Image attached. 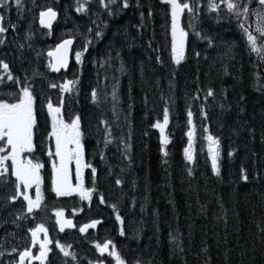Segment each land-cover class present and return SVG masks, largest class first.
Masks as SVG:
<instances>
[{
    "label": "trees",
    "instance_id": "1",
    "mask_svg": "<svg viewBox=\"0 0 264 264\" xmlns=\"http://www.w3.org/2000/svg\"><path fill=\"white\" fill-rule=\"evenodd\" d=\"M180 2L196 11L179 17L187 36L176 64L171 6L163 0H127V8L124 0H104L107 7L100 0H21L19 7L8 1L0 60L11 74L38 76L39 67L30 65L40 64L41 75H50L42 89L53 95L76 81L64 91L63 116L80 118L90 165L83 185L92 195L87 201L72 194L59 205L80 208L74 225L99 223L84 234L52 229L50 240L57 247L67 233L79 241L80 262L95 258V242L111 241L125 264H264V60L250 51L241 21L224 4L211 11L208 0ZM80 4L87 11L78 12ZM44 8L56 13L50 27L38 17ZM255 19L250 14L247 21L253 31ZM15 27L29 29L28 43L14 41ZM66 36L76 40L80 60L72 51L67 70L52 71L47 50ZM165 109L166 145L153 127ZM190 130L191 162L184 155ZM209 135L219 140V176Z\"/></svg>",
    "mask_w": 264,
    "mask_h": 264
},
{
    "label": "snow or ice",
    "instance_id": "2",
    "mask_svg": "<svg viewBox=\"0 0 264 264\" xmlns=\"http://www.w3.org/2000/svg\"><path fill=\"white\" fill-rule=\"evenodd\" d=\"M88 0H84V3H87ZM100 2L107 7V4H104V0ZM109 2H114V0H109ZM164 3L171 6V17H172V52L173 59L176 64H180L184 59V46L185 38L187 33L179 28L178 21L179 17L187 10V12L192 13L196 9L190 6L189 3H181L180 0H163ZM259 5V9H252L249 7L247 2L241 3L240 0H220L219 3L216 0H208V7L211 11H216L220 8L221 4H224L228 13L234 15L241 22L239 27L243 34L246 37L247 44L249 45L250 51L257 54V56L264 60V0H256ZM8 0H0V8L6 7ZM15 4L19 7L21 5V0H15ZM129 5L127 0H124L123 7L127 8ZM78 12H85L87 9L84 4H80L77 8ZM254 16L255 27L254 31L250 30V27L247 24L249 15ZM41 23H45V18H47L48 26L50 27V21L56 17V13L51 9H48L46 12L40 13ZM5 17L0 15V34L8 31L6 27L3 26V21ZM14 27V26H13ZM97 35H100L97 33ZM0 43H3L0 40ZM72 44V40H66L58 48L66 49L67 45ZM87 51V49H85ZM52 55V53H49ZM77 60H80V54H77ZM67 64L66 57L60 56L57 59V66L53 68L54 71H59L60 67H65ZM0 69L6 74L8 80H14L16 83H19L18 78H14L10 72L9 65L4 61L0 60ZM2 79V78H0ZM76 81H68L59 87L65 91H71L70 86H74ZM55 88L57 85H50ZM208 96L214 95V93L209 90L207 93ZM93 99L96 98V93H92ZM35 98L32 94V91L29 86H24L21 89L20 94L16 98V102L9 103L5 100H0V141L4 142L5 146H0V153H7L6 155H0V177H7L9 168H11V173L16 178V193L11 197L12 201H15L19 198L20 195L23 196V199L27 201V211L32 213L34 209H39L41 206L42 195L40 191L41 177L40 169L43 167L40 163H34L32 159L22 158L24 153H31L34 151V128L36 126V117L34 110ZM49 113L52 116V131L51 136L55 138V156L59 158V165L53 162V191L57 196H70L74 192H78L81 200L91 199L92 190H86L83 186L82 178V168L90 167L83 163V145H82V132L80 127V118L79 116L75 117L70 123L65 122L61 117V107H54L51 102L47 105ZM188 124H193V113L189 111L187 113ZM169 123V113L165 109L163 113V122H157L153 127L158 128L162 137V144H167L168 138L164 135L165 126ZM194 136V130L188 132L189 142L188 147L184 150L185 158L191 162L193 161V151H192V138ZM209 142V152L212 155V168L214 173L219 176L220 169L218 166L219 158V140L209 135L207 137ZM72 146V147H70ZM10 149V151H9ZM49 156H52L53 153L49 151ZM165 155L167 153L165 152ZM11 161V165H7L6 161ZM75 160L76 163V180L77 184L74 186L69 179V164ZM96 169L92 168V173L95 175ZM244 180H247V176L242 177ZM117 184H120L121 181L117 180ZM21 185L25 189L24 192H21ZM35 185L36 196L35 199L30 197L26 190ZM104 200L101 197V203ZM56 217L62 218L64 216L63 211H57L55 213ZM119 220L120 217L117 216ZM57 223L60 225V231H64L65 228L74 227L71 220L61 221L57 220ZM99 221H93L92 223L86 224L79 229L81 233L86 232L90 228H95ZM32 236V245L35 246L39 243V255L34 256L31 249H25L23 252L19 253V264H25V260H39L41 264H44L47 259L48 253L51 249L48 245L51 241L47 240V229L43 224L38 225L35 228L29 229ZM43 232L45 234V240L39 241L38 234ZM121 231V235H123ZM57 247L60 252L63 253L64 257H71L72 260L76 259V256L73 252H70L68 249L71 245H62L57 243ZM95 247L99 250L101 255L107 253L109 256L115 258L116 264H125V261L115 250V246L112 245L111 241L104 243L103 245L96 244ZM111 247V251H109ZM15 251V249L13 250ZM103 264V262H99Z\"/></svg>",
    "mask_w": 264,
    "mask_h": 264
},
{
    "label": "rangeland",
    "instance_id": "3",
    "mask_svg": "<svg viewBox=\"0 0 264 264\" xmlns=\"http://www.w3.org/2000/svg\"><path fill=\"white\" fill-rule=\"evenodd\" d=\"M6 9L9 10V4H7V6L4 8H0V15H3L5 17L3 21L4 27L6 25ZM255 9L258 10L259 5ZM75 22L76 23L74 25L76 27H80V22ZM18 29L19 27L14 28V30H16L13 36L14 41L23 39L28 43V40L25 37L28 34L29 29L26 28L22 31H18ZM74 41L75 46L73 48V55L76 58L78 53L81 55V50L79 49V46L77 47L75 39ZM80 44L82 45V43ZM83 45L85 46L87 44L85 43ZM33 51L34 54L40 53V50L38 48H35ZM45 59L47 61V58ZM46 63L49 68V62ZM30 66L39 67V69H36V71H39L38 76H33V70H31V73L26 70L24 75H20V71H15L13 77L18 78L19 83H16L14 80H8L6 74L3 72L2 69H0V78H2L0 79V100H5L9 103L16 102V98L20 94V92L17 91V87L23 84H26L30 87L32 94L35 98L34 110L36 117V126L34 128L33 140L34 151L31 153H24L22 158L32 159L34 163H40L43 165V167L40 169V191L42 195V201L39 209H34L32 213H28L27 201L23 199L22 195H20L19 198L15 201L11 200V197L13 195H17L15 188L16 178L12 175L11 168H9V172L6 178L0 177V264H19V253L23 252L25 249H31L34 256L39 255V243H37L35 246L32 245V236L29 229L35 228L38 225L43 224L44 227L47 229L48 240L49 236H51L52 229L54 231L57 230L58 232H60L58 229L59 224L57 223L58 219L61 220L62 218H66L68 220V218H72L74 221L73 214L80 211V208H70L65 205H59L60 202L68 201L69 198L67 196H57L56 193L52 190V182L54 179V171L52 165L53 162H55L58 166L59 158L55 156V138L51 136L52 116L49 113L47 105L49 102H51L54 107H61L60 115L65 122L70 123L77 116H73L69 119L64 118V110L62 107V103L65 98L64 91L53 95L50 90H43L42 84L50 75H41L40 64H31ZM26 85H23V87ZM113 93L114 90L111 89V94ZM0 146H5L4 142L0 141ZM49 151L53 153L52 156L48 155ZM6 154V152L0 153V155ZM30 154H32V157L30 156ZM207 156H210V153L208 151ZM5 163L9 166L11 165L10 160L6 161ZM83 163L88 165L84 157ZM86 168L87 167L82 168V175ZM70 180L75 186L77 184L76 174H74L73 177H70ZM83 180H86L85 176L83 177ZM20 191H25L23 185H21ZM26 192L30 197H32V199H35V185L27 189ZM74 193L79 196L78 192ZM43 208L44 211H41ZM57 211H63L64 216L62 218L56 217L55 213ZM34 214H36L37 217L36 221ZM27 219H29L30 222L26 221ZM86 224H89L88 221H86ZM86 224L76 223L74 229H77L79 231V229ZM66 229L67 228H65V230ZM62 235L64 237H60L61 240H58V243L66 246L71 245L68 250L75 254L76 259L72 260L71 257H64L63 253L60 252L59 248L55 247V249L53 250L49 244L48 247L51 249V251L48 253L47 256L48 264H50L49 260H52L51 264H99V262L101 261L103 262V264H116L115 258L113 256H109L107 253L101 255L99 250L93 253L92 257L95 258L87 257L85 261L80 262L75 253V250L80 248L79 241L72 240L70 236L66 237L67 233H63ZM38 238L39 241H44L45 234L43 232L39 233ZM104 243L106 242H95V245H103ZM14 249L15 251H13ZM111 250L112 249L110 247L109 251ZM25 264H28L27 259L25 260ZM38 264H41V262L39 261Z\"/></svg>",
    "mask_w": 264,
    "mask_h": 264
},
{
    "label": "water",
    "instance_id": "4",
    "mask_svg": "<svg viewBox=\"0 0 264 264\" xmlns=\"http://www.w3.org/2000/svg\"><path fill=\"white\" fill-rule=\"evenodd\" d=\"M48 9H51L52 11H54L52 8H47V9H44L42 11L39 12V18L41 20V17H40V13L41 12H46ZM45 21H47V18H45ZM66 40H72V44L70 45H67L66 46V49L64 48H60L59 51H58V48L61 44L64 43V41ZM74 45V38L71 37V36H67L61 40H59L58 42L55 43V45L50 48L49 50H47V54L49 55V53H52V55H49L50 57V60H51V68L53 69L54 67L57 66V59L58 57L60 56H64L66 57V60H67V64L65 67H60L59 70L63 69V70H66L70 64V60H71V55H72V47Z\"/></svg>",
    "mask_w": 264,
    "mask_h": 264
},
{
    "label": "flooded vegetation",
    "instance_id": "5",
    "mask_svg": "<svg viewBox=\"0 0 264 264\" xmlns=\"http://www.w3.org/2000/svg\"><path fill=\"white\" fill-rule=\"evenodd\" d=\"M61 221H64V220H61ZM72 228H74V227H72ZM72 228H67V229H72ZM58 229H59V231H60V225L58 226ZM65 231V230H64ZM49 241H51L50 240V236H49V239H48ZM50 246H51V248L54 250L55 249V246H53V243L51 242L50 243ZM93 247L96 249V247H95V244H93ZM37 261L38 260H35V259H33V260H31V261H29L28 260V264H37Z\"/></svg>",
    "mask_w": 264,
    "mask_h": 264
}]
</instances>
